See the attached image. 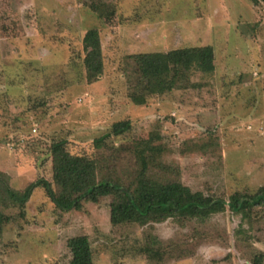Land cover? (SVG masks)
Listing matches in <instances>:
<instances>
[{"label":"rangeland","instance_id":"rangeland-1","mask_svg":"<svg viewBox=\"0 0 264 264\" xmlns=\"http://www.w3.org/2000/svg\"><path fill=\"white\" fill-rule=\"evenodd\" d=\"M114 9L100 18L79 0H0V173L9 187L52 183L51 146L65 141L72 155L99 162V178L136 189L135 142L160 132L164 164L193 191L228 201L264 187V5L251 0H96ZM86 4V5H85ZM100 34L104 72L85 79L83 38ZM212 46L215 72L192 75V86L130 99L137 54ZM136 89V88H135ZM132 129L94 141L113 124ZM158 180L168 175L152 171ZM112 198L62 212L44 188L12 218L0 237V264H69L68 240L87 235L94 264H253L264 253V209L251 219L227 210L207 222L113 226ZM24 215V216H23ZM148 236L173 255H145ZM156 249V247H155Z\"/></svg>","mask_w":264,"mask_h":264},{"label":"trees","instance_id":"trees-1","mask_svg":"<svg viewBox=\"0 0 264 264\" xmlns=\"http://www.w3.org/2000/svg\"><path fill=\"white\" fill-rule=\"evenodd\" d=\"M85 1L90 10L100 18L114 14L109 5L96 0ZM255 6L264 5V0H251ZM85 4V5H86ZM85 52L84 69L86 83L95 84L104 72L103 53L100 49V34L90 29L83 38ZM139 74V82L131 93L130 99L137 106L147 103L149 97L164 96L176 90L186 89L193 84L192 75H211L215 72V53L212 46L199 48H179L168 52L137 54L131 57ZM132 129L129 120L113 124L110 133L94 141L101 149L112 136H122ZM160 132L135 144V154L140 166L136 175V189L123 187L121 181L99 178V162L87 156L72 155L65 141L51 146L53 164V183L39 180L23 191L9 187L8 177L0 173V237L12 218L3 210L21 207L29 202L34 190L45 189L55 207L62 212L81 211L84 203L97 205L101 200L111 197L110 222L113 226L134 224L147 226L165 223L168 220L180 222H207L214 215L227 210L242 219H251L252 213L264 209V187L255 193L235 192L228 201L215 198L210 194L193 191L183 184L180 172L172 165L164 164L166 153ZM168 175L166 180L156 179L152 171ZM24 216V215H23ZM141 253H153V260L163 262L173 255L164 250L159 239L148 236ZM71 252L69 264H94L92 244L89 236L79 235L68 240ZM156 247V249H155ZM253 264H264V253L253 258Z\"/></svg>","mask_w":264,"mask_h":264}]
</instances>
